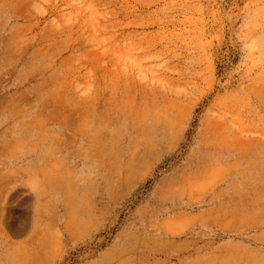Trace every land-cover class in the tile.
<instances>
[{
  "label": "rangeland",
  "instance_id": "374dc122",
  "mask_svg": "<svg viewBox=\"0 0 264 264\" xmlns=\"http://www.w3.org/2000/svg\"><path fill=\"white\" fill-rule=\"evenodd\" d=\"M0 264H264V0H0Z\"/></svg>",
  "mask_w": 264,
  "mask_h": 264
}]
</instances>
